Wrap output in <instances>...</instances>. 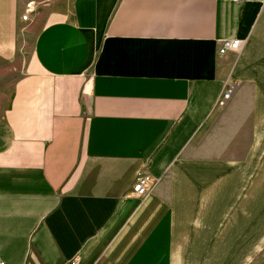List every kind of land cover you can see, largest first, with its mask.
<instances>
[{
	"label": "crops",
	"instance_id": "obj_1",
	"mask_svg": "<svg viewBox=\"0 0 264 264\" xmlns=\"http://www.w3.org/2000/svg\"><path fill=\"white\" fill-rule=\"evenodd\" d=\"M29 5L32 64L0 69V264H264V0H0Z\"/></svg>",
	"mask_w": 264,
	"mask_h": 264
},
{
	"label": "rangeland",
	"instance_id": "obj_2",
	"mask_svg": "<svg viewBox=\"0 0 264 264\" xmlns=\"http://www.w3.org/2000/svg\"><path fill=\"white\" fill-rule=\"evenodd\" d=\"M26 11L27 8L23 10L0 9V69L9 70L8 68L18 65L32 64L34 29L30 26V20L23 21L22 19ZM36 11L34 10L31 16Z\"/></svg>",
	"mask_w": 264,
	"mask_h": 264
},
{
	"label": "built area",
	"instance_id": "obj_3",
	"mask_svg": "<svg viewBox=\"0 0 264 264\" xmlns=\"http://www.w3.org/2000/svg\"><path fill=\"white\" fill-rule=\"evenodd\" d=\"M34 13V8H32V5H29L26 11V14L22 17L23 21H28L30 15ZM244 42L242 41H225L223 43V46L220 50V53L225 52H234V53H240L243 49ZM236 90V85L234 84H227L224 91L220 95V97L217 100L216 106L223 108L226 106V104L230 101L232 98L234 92ZM149 176L140 174L136 182L133 186V195L137 198H143L148 193V183H149ZM78 258H75L73 261H71L69 264H77ZM4 264V263H2Z\"/></svg>",
	"mask_w": 264,
	"mask_h": 264
}]
</instances>
